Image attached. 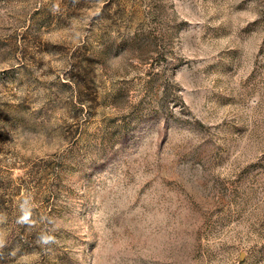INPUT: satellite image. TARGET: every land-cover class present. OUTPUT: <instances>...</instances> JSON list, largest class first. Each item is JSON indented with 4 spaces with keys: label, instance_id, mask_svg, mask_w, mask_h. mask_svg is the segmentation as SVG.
I'll return each instance as SVG.
<instances>
[{
    "label": "rangeland",
    "instance_id": "obj_1",
    "mask_svg": "<svg viewBox=\"0 0 264 264\" xmlns=\"http://www.w3.org/2000/svg\"><path fill=\"white\" fill-rule=\"evenodd\" d=\"M0 264H264V0H0Z\"/></svg>",
    "mask_w": 264,
    "mask_h": 264
},
{
    "label": "clouds",
    "instance_id": "obj_2",
    "mask_svg": "<svg viewBox=\"0 0 264 264\" xmlns=\"http://www.w3.org/2000/svg\"><path fill=\"white\" fill-rule=\"evenodd\" d=\"M22 215L19 217L18 222L22 224H30L31 223V209L29 207L28 201L25 200L21 205ZM54 240V237L47 234H41L38 237V242L43 244H48Z\"/></svg>",
    "mask_w": 264,
    "mask_h": 264
}]
</instances>
